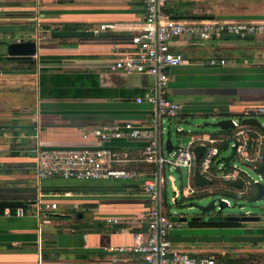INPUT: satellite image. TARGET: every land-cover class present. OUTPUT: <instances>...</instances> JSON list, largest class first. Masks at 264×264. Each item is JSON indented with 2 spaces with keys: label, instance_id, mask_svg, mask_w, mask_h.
<instances>
[{
  "label": "crops",
  "instance_id": "1",
  "mask_svg": "<svg viewBox=\"0 0 264 264\" xmlns=\"http://www.w3.org/2000/svg\"><path fill=\"white\" fill-rule=\"evenodd\" d=\"M166 5L171 17L183 20L178 16L250 21L264 14V0H169ZM143 16L142 0H0V69L8 65L12 70L17 66L28 71L0 72V200L25 204L20 217L2 216L0 208V264H134L133 254L123 259L124 255L105 248L131 245L138 225L109 224L104 219H124L146 210L150 200L142 190L144 177L38 179L35 149L108 147L120 156L137 158L145 139H102L94 134L117 129L125 122L140 127L159 125L163 149L169 137L164 136L163 117L158 116L156 104L146 101L148 96H157V78L141 74L127 84V75L107 69L119 48L125 52L132 48V31L124 25H138ZM102 22H113L117 29L80 37L52 36L56 30L90 31ZM67 24L79 28L69 29ZM20 39L35 40L36 55L26 63L4 60L5 45ZM171 48L183 57L181 65L169 69L164 87V95L181 105L178 117L169 118L176 126L192 115L241 120L247 107L264 105V35H222L210 40L181 36ZM228 130L194 133L189 141L199 143L206 135L227 137L233 128ZM221 147L226 149L227 143ZM124 167L145 172L156 168L139 162H127ZM208 176L211 184L202 189L225 194L226 182ZM163 194L164 189L160 206L167 213ZM47 202L56 207L41 208ZM167 214L180 223L170 230V240L193 255L221 251L226 257L247 260L254 255L249 246L254 242L228 241L226 236L264 234V215L260 221L228 220L239 222L238 227H199L195 224L199 220ZM232 243L243 246L224 250ZM115 255L118 260L114 262Z\"/></svg>",
  "mask_w": 264,
  "mask_h": 264
},
{
  "label": "built area",
  "instance_id": "2",
  "mask_svg": "<svg viewBox=\"0 0 264 264\" xmlns=\"http://www.w3.org/2000/svg\"><path fill=\"white\" fill-rule=\"evenodd\" d=\"M169 0H142L144 16L135 25L128 22L124 29L132 31L129 37L130 52L119 48L115 57L107 64L111 73L148 74L157 78V96H148L146 101L156 104L159 117L177 118L181 105L166 97L164 87L168 81V71L183 63L180 52L171 48V43L181 36H196L201 40H210L222 35L247 34L264 35V14L255 20H219V19H175L164 12ZM113 22H102L91 28L92 34L103 31L116 30ZM223 63V61H220ZM215 64L214 60L209 61ZM141 102V98L137 99ZM264 117V105L249 106L245 109L244 118ZM235 126L227 137L206 135L198 140H190L186 145H177L170 153L159 147L156 149L155 127L135 126L131 122L123 123L114 130L95 131L102 139L110 137H133L145 139L142 152L137 158L120 156L108 147H48L35 149V173L38 179L43 178H78V179H116V180H142V190L150 200L146 210L136 216L120 218L117 216L105 217V222L117 224L122 221L128 224H137L133 231L132 244L129 246H108L106 251L116 255L128 254L135 257L134 264H219L212 254L193 255L183 248L175 247L169 238L170 230L179 226V222L173 220L167 213L161 210L160 199L162 187L166 181V173L176 168L187 169L186 186L178 189L174 185L175 178L169 174L167 178L171 182L173 190L171 201L176 204L182 197L194 196L204 193L203 187L192 182L193 169L197 166L200 172L210 178H218L226 182L223 192L228 194L222 199L231 204L240 200L247 191L254 190L248 173L243 167L254 169L264 160V124L258 127L251 124H241L240 119H232ZM178 132L181 128H176ZM226 142L227 147L234 146V154L229 163L220 160L222 155L221 145ZM197 144L205 145V151L196 162L193 147ZM237 159L240 165L233 163ZM127 162H139L155 164L152 172L124 167ZM158 179V186L156 184ZM211 179V178H210ZM230 181H238L236 189L230 185ZM241 183V184H240ZM201 189V190H200ZM215 192V191H210ZM157 194L159 196L157 197ZM158 198V203H157ZM56 207L54 202H47L41 208L49 210ZM22 207L1 210L2 216H24ZM114 256L113 261L118 257Z\"/></svg>",
  "mask_w": 264,
  "mask_h": 264
},
{
  "label": "water",
  "instance_id": "3",
  "mask_svg": "<svg viewBox=\"0 0 264 264\" xmlns=\"http://www.w3.org/2000/svg\"><path fill=\"white\" fill-rule=\"evenodd\" d=\"M178 17H183L184 19H201L205 16H178ZM177 17V18H178ZM87 35H92L91 31H86V30H56L52 32V36L55 37H80V36H87ZM247 36V35H246ZM228 38H239L238 35H227ZM37 42L32 39H27V40H16V41H11L8 42L6 46V52L4 56V60H11V61H18V62H23L26 63L27 61H30L33 56L36 55L37 52ZM18 68V67H17ZM9 72H20V73H25L28 71H22L21 69H10L7 70ZM0 72H6V70H1ZM141 74H128L125 77V83H131L135 82L136 80L140 79ZM159 118V117H158ZM241 124H251L260 127L261 123L257 117H247V118H242L240 120ZM205 126H211V127H217L220 130H227L230 128H233L235 126L233 120L231 118H219L213 121H205L202 123L201 128ZM177 131V130H176ZM161 128L159 125H156L155 127V133H156V149L158 150L160 147V140H161ZM178 133V131H177ZM176 145H174L170 139V137H167L164 140L163 143V149L165 152L170 153L173 149H175ZM205 151V145L197 144L193 147V153L196 162L199 161L200 156L202 153ZM234 154V146L230 148V153L227 155H221L220 160L223 161L224 163H229L231 158L233 157ZM251 172H253L256 175V178H253L252 176L249 175L248 173V178L250 179L251 185L254 188V196L247 200V204L252 205L256 202L262 201V206L261 210L258 214L251 213L248 210L244 211L243 213L239 214V216H231L228 219L224 218H218V219H212V218H202L199 217L198 215H189L191 219L193 220H204L205 222H219V221H225V220H231V219H236L238 220H244L246 219L247 221H260L262 218V215H264V160L260 164V166L254 168V169H249ZM180 170L179 168H176L174 172L178 173ZM193 182L195 185L202 187L205 185L211 184V180L204 176L199 168L196 166L193 169ZM156 184L158 186V179H156ZM233 186H239V183L237 182H231ZM211 194H220L218 192H210ZM159 194H157V197ZM228 196V194L226 195ZM223 195H216L213 197L209 202H207L204 205L198 204L196 202H191L190 207H194L199 210L201 214L208 213L210 211L216 212L215 209L217 208V212H221L225 207H229L230 205H227V203L222 199V197H226ZM234 202V201H233ZM157 203H158V198H157ZM25 204L22 200H0V208H17V207H23ZM241 209L243 206H240ZM241 215V216H240ZM202 216V215H200ZM226 230V229H225ZM223 230V231H225ZM209 236H205L204 238H207ZM221 239L223 236H220ZM220 239V238H219ZM226 240L228 241H233V242H264V234H230V236H226Z\"/></svg>",
  "mask_w": 264,
  "mask_h": 264
},
{
  "label": "rangeland",
  "instance_id": "4",
  "mask_svg": "<svg viewBox=\"0 0 264 264\" xmlns=\"http://www.w3.org/2000/svg\"><path fill=\"white\" fill-rule=\"evenodd\" d=\"M7 69L10 70L11 68L8 65L7 67L5 66L1 67V70H7ZM17 69H20V68H17ZM214 119L215 118H212V116L206 117V116H200V115H192V116L187 117L183 122L178 123L176 126L173 119L163 117L162 126L164 127V136L165 137L166 135L169 136L172 143L176 146L186 145L191 135L194 133L205 134V133H211V132L218 131L219 129L217 127L205 126L201 128V125L203 122L213 121ZM259 121L264 124V117L259 116ZM176 127L181 128L183 132L180 134L177 133ZM229 153H230L229 147L222 151V155H227ZM233 163L237 164L238 166H241L240 162L237 159H234ZM243 168L246 170L247 173H249L250 176H252L253 178H256V175L253 172H251L248 168L246 167H243ZM169 174L173 175V177L175 178L174 184L176 185V187L178 189H182L183 187L186 186L187 169L183 167L181 168L180 173H176L174 172V170L166 173V181L162 187V189H164L163 210H165L170 215L175 213V214L186 215L187 217H190L189 215H198L199 217H202V218L228 219L232 215L238 216L239 214L247 210L255 214H258L261 210V206L263 204L262 201L249 205L247 204V200L242 201V203H240L241 201H239L238 203H235L232 201V198L229 197V199L231 200V205L229 207H225L221 212H217L218 209L216 208L215 209L216 212L210 211L208 213L201 214L198 209L194 207H190V203L196 202L198 204L204 205L207 202H209L216 195L211 194L208 189H206L205 192L202 193V195H199L198 197H195L192 199H184L180 204H173L171 201V196H172L171 182L167 178ZM241 205L243 206L242 209L240 207ZM254 231L256 232L257 229L256 230L254 229ZM227 246L229 247H225L224 250L229 251V250H234V248L235 249L242 248L241 246L243 245H239V243H232V244H228ZM249 246L253 248L255 251L253 253L254 257L247 259L248 263L250 262L252 264H264V258H263L264 243L261 244L260 242H254V243H249ZM207 254H212L216 260H219V255H222L221 251H213L212 253L208 252Z\"/></svg>",
  "mask_w": 264,
  "mask_h": 264
},
{
  "label": "trees",
  "instance_id": "5",
  "mask_svg": "<svg viewBox=\"0 0 264 264\" xmlns=\"http://www.w3.org/2000/svg\"><path fill=\"white\" fill-rule=\"evenodd\" d=\"M165 13H167L168 15H170L171 10L167 8V5H165V8L163 9ZM67 28L69 29H76L79 28L78 25L76 24H67L65 25ZM17 68V66H16ZM230 131V129L228 130ZM222 149V147H221ZM216 192V191H215ZM215 195H223L226 196L227 194H215ZM199 195L196 194L194 196H189V197H182L176 204H180L184 199H192L195 197H198ZM254 196V194H245L242 199H246L249 200L250 198H252ZM236 203V201H235ZM196 226L199 227H238L240 225L239 222L236 221H220V222H205L203 220H199L195 222ZM254 255L251 256V258H253ZM217 262L219 264H249L247 262V260H245V258H231V257H226L224 255H219V260H217ZM252 264V263H250Z\"/></svg>",
  "mask_w": 264,
  "mask_h": 264
}]
</instances>
